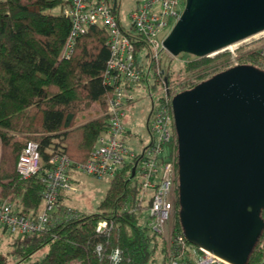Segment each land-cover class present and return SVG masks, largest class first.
Masks as SVG:
<instances>
[{
    "label": "trees",
    "instance_id": "trees-1",
    "mask_svg": "<svg viewBox=\"0 0 264 264\" xmlns=\"http://www.w3.org/2000/svg\"><path fill=\"white\" fill-rule=\"evenodd\" d=\"M67 4L68 0H0V201L11 197L14 210L24 216L44 208L50 159L63 154L73 165L85 163L109 127L106 109L113 89L105 82L111 56L107 30L92 25L65 57L72 28L64 12ZM144 47V41L136 43L137 55ZM244 50L242 64L260 67L259 52ZM184 55L190 58L179 68L171 63L164 68L162 56L151 63L146 80L151 79L152 90L167 86L172 95L193 88L230 68L232 58L228 52ZM95 103L103 113L79 124V113ZM175 139L169 150L178 155L176 128ZM30 140L39 145L41 170L23 178L17 164ZM134 164L127 163L110 179L95 213L73 208L62 191L60 211L46 229L25 236L0 229L10 240L6 254L0 252V264H154L157 253L168 264L163 236L152 229L149 211L139 201L141 179L137 173L131 178ZM179 210L178 199L174 231L182 234ZM101 221L107 227L98 231ZM247 264H264V230Z\"/></svg>",
    "mask_w": 264,
    "mask_h": 264
},
{
    "label": "water",
    "instance_id": "water-1",
    "mask_svg": "<svg viewBox=\"0 0 264 264\" xmlns=\"http://www.w3.org/2000/svg\"><path fill=\"white\" fill-rule=\"evenodd\" d=\"M263 31L264 0H186L163 46L173 57H205ZM172 109L184 235L247 264L264 230V70L218 72L178 92Z\"/></svg>",
    "mask_w": 264,
    "mask_h": 264
},
{
    "label": "built area",
    "instance_id": "built-area-1",
    "mask_svg": "<svg viewBox=\"0 0 264 264\" xmlns=\"http://www.w3.org/2000/svg\"><path fill=\"white\" fill-rule=\"evenodd\" d=\"M130 1L132 5L128 14L122 15L124 0H68L64 12L71 19L72 28L63 50L65 57L71 56L77 38L86 33L92 25L104 27L108 33L107 44L111 56L105 82L113 89L106 109L109 127L98 137L85 163L73 165L63 154L54 155L50 159V166L45 173L47 188L41 212L24 216L14 210L11 197L1 200L0 229L5 228L11 234L20 236L42 231L48 227L55 213L60 211L61 192L78 191L79 179L74 173L84 172L98 179L110 180L127 163L135 162L136 173L141 179L139 201L140 204L148 206L152 229L168 240V264H233L191 244L184 232L175 233L174 224H170L179 199L178 155L169 150L176 140L172 99L177 93L169 95L167 86L152 90L151 79H146L151 63L166 51L163 42L180 19L186 0ZM259 35H264V31L218 53L232 51L234 64H231V67L240 65L242 62L239 61L240 56L235 53V49ZM140 40L144 41L145 47L137 55L136 43ZM254 51L259 52V68L264 70V43ZM140 91L147 92L151 100L147 120L150 139L138 152L128 146L132 133L125 125L124 119L127 110L138 101ZM17 170L23 178L40 172L41 155L36 142H26L19 156ZM106 227L107 222L101 221L97 229L101 231Z\"/></svg>",
    "mask_w": 264,
    "mask_h": 264
},
{
    "label": "rangeland",
    "instance_id": "rangeland-1",
    "mask_svg": "<svg viewBox=\"0 0 264 264\" xmlns=\"http://www.w3.org/2000/svg\"><path fill=\"white\" fill-rule=\"evenodd\" d=\"M185 4V1H183ZM132 5V2L130 0H124V5L122 7V15L128 14V9ZM126 12V13H125ZM264 43V35H259L252 37L250 41L245 42L242 46L239 47V49H235V53L237 55L245 56V53L249 50L244 49H251L257 48L261 44ZM249 45V46H248ZM245 47L244 49L240 50V48ZM246 52H242V51ZM224 52H228L231 57L233 56L232 51L226 50ZM186 53H182L178 57H173L170 53L165 51L162 55V63L163 67L166 68L169 63L172 64V68H179L180 65L184 60H187L190 58L188 55H184ZM242 59V58H241ZM242 62V60H239ZM231 64H234V61L231 58V61L228 66L231 67ZM176 85V84H175ZM179 87V86H178ZM161 89V88H159ZM179 89V88H178ZM138 101L134 104V106H131L127 110V116L124 120L125 125L133 131L132 138L128 140V146L130 149H135L138 152L142 150V148L146 145V143L149 142L150 136L146 127V121L148 114L150 113V98L148 97V93L145 91H140L138 93ZM96 111V114H102L103 109L99 104H93L91 107V111ZM82 113V112H81ZM79 113V118L81 117ZM82 119L80 118L78 120V123H82ZM78 177L80 182H78V191L77 192H69L72 193L71 199H70V205L78 209L81 212H85L88 214L95 213L99 210V205L103 198L106 195L107 189L109 187V179L103 178L98 179L96 177L87 175L84 172H79ZM146 207L144 206V209L146 210ZM148 210V209H147ZM175 215L173 216L171 223L174 224ZM163 241L167 247L168 240L167 238L163 237ZM9 237L7 234H4L2 230H0V252L6 254V252L9 250ZM156 261L154 264H165L163 262V256L160 253H157Z\"/></svg>",
    "mask_w": 264,
    "mask_h": 264
},
{
    "label": "crops",
    "instance_id": "crops-1",
    "mask_svg": "<svg viewBox=\"0 0 264 264\" xmlns=\"http://www.w3.org/2000/svg\"><path fill=\"white\" fill-rule=\"evenodd\" d=\"M134 106V105H133ZM150 109V108H149ZM98 115V113L96 114V111L92 110L91 111V108L88 110V111H84L80 114V118L82 119L83 122L89 120L90 118L92 117H96ZM149 116V114H148ZM125 120V119H124ZM147 120H148V117H147ZM146 127H147V121H146ZM129 129V128H128ZM129 131H131V133L133 134V131L129 129ZM78 173H74L76 175V177L79 179L78 177ZM80 182V181H79ZM65 202H67L68 204L70 203V199H71V196H72V193H69L68 191L65 193ZM78 210V209H77ZM81 212V211H80Z\"/></svg>",
    "mask_w": 264,
    "mask_h": 264
}]
</instances>
